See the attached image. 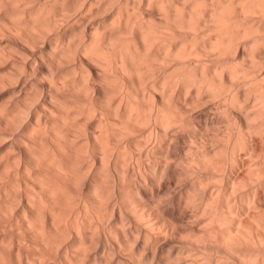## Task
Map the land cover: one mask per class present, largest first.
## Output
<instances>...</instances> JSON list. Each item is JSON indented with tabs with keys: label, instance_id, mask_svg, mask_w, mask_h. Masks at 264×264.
<instances>
[{
	"label": "clouds",
	"instance_id": "9594fccd",
	"mask_svg": "<svg viewBox=\"0 0 264 264\" xmlns=\"http://www.w3.org/2000/svg\"><path fill=\"white\" fill-rule=\"evenodd\" d=\"M0 264H264V0H0Z\"/></svg>",
	"mask_w": 264,
	"mask_h": 264
}]
</instances>
